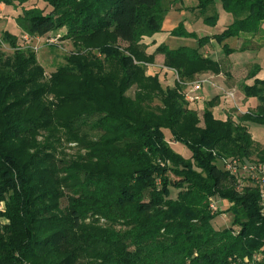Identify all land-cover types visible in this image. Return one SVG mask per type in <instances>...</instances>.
<instances>
[{"label": "trees", "instance_id": "1", "mask_svg": "<svg viewBox=\"0 0 264 264\" xmlns=\"http://www.w3.org/2000/svg\"><path fill=\"white\" fill-rule=\"evenodd\" d=\"M39 1L45 8L25 6L17 17L21 30L47 37L67 26L79 47L49 80L32 51L7 56L0 49V196L8 222L0 264H264V185L225 169L235 159L264 162V150L248 124L218 120L208 106L198 127L200 117L177 84L164 88L160 74L147 72L163 55V66L184 84L196 72L220 74V63L185 46L148 52L145 39L159 31L168 10L162 0ZM220 1L235 19L212 38L229 53V38L258 33L264 0ZM102 33L127 43L128 53L102 43ZM247 49L243 43L239 50ZM255 81L243 90L257 99L258 114L241 119L264 124V80ZM79 129L85 153L77 169L96 179V202L70 192L66 170L56 167V154L63 158L65 141ZM40 131L45 144L32 138ZM170 141L184 145L189 159L174 155ZM257 149L258 161H251ZM42 190L49 200L66 197L64 216L48 217L35 200ZM211 197L229 202L228 227L213 226L219 213L211 211ZM92 204L99 214L89 230L84 222Z\"/></svg>", "mask_w": 264, "mask_h": 264}, {"label": "rangeland", "instance_id": "2", "mask_svg": "<svg viewBox=\"0 0 264 264\" xmlns=\"http://www.w3.org/2000/svg\"><path fill=\"white\" fill-rule=\"evenodd\" d=\"M25 6L45 8V3L39 0H30L21 5L15 0H0V49L7 56H12L16 51H32L36 55L40 66L45 70L44 78L49 80L53 72L67 64V59L76 53L79 45L75 43V39L69 37L70 33L67 26L58 29L47 37H35L24 33L17 24V17L23 13ZM162 6L168 10L164 12L159 31L145 39V44H149L148 52L152 53L159 45H166L169 49H178L183 46L190 47L197 50L202 56L219 62L222 67L220 73L222 76L215 77L214 75L217 74L207 71L196 72L193 75L192 82L188 81L189 83L183 84L179 75L176 76L172 70L161 66L164 65L160 61L164 62L163 55H157L155 63L148 65L147 70L151 66L153 72L160 74L161 81L164 80L162 81L164 88L173 87L177 84L180 91L179 95L183 98L190 94L193 83L203 82L201 90L195 94L200 97V100L188 103L190 108L197 111L198 118L200 117L198 127L203 128L204 126L203 111L208 106L218 120L232 119L240 125L248 123L250 133L256 141L263 144L262 146L259 145L264 150V124L253 119L246 121L241 119L249 113L254 116L258 114L255 108L257 99L244 96L243 86L255 84V78L264 80V22L261 23L256 34L254 32H242L239 37L229 38L226 43L234 51L226 53L225 48H223L224 43L212 41V36L223 33L224 29L233 23L235 17L223 9L220 0H215L206 8L199 6V0H162ZM179 26H183L185 31L181 30V33H176L175 30ZM103 34L101 35L102 43H112L118 53H128L126 50L127 43ZM152 40L155 43H152ZM243 43L248 49L240 51L239 49ZM170 79H172V82H167ZM230 94H233V96ZM235 108L237 114L234 112ZM22 120L23 116L18 122H22ZM185 128L183 126V129ZM80 131L79 129L75 132L76 137L73 136L67 142L65 141V155L63 158L56 154V167L58 170H66L61 175L65 178L69 177V180L72 181L69 184V186H73L72 190H69L70 192L83 195L87 199L90 197L89 201L96 202L97 188L94 185L96 179L91 178V176L86 177L83 171L77 169V165L82 164L79 157L85 153V150L81 148L76 140L81 137ZM42 136H44V133L40 131L36 137L34 135L32 138L45 144L46 142L43 141ZM170 147L174 155H181L185 159H189L191 156L190 151L184 145L175 141L171 142ZM258 149L255 151V156L250 159L251 161H258L257 154H261ZM28 153L30 155L34 154V150L29 149ZM160 164L169 166L172 165V162L161 160ZM82 169H86V166ZM98 169L92 167L89 170L96 171ZM194 170L198 174H203L201 169L195 166ZM71 176L75 177L71 178ZM77 179L80 183H77ZM246 183L247 180H244L241 188ZM35 196H37L35 200L39 204L50 210L48 217L54 214L64 216V208L67 205L66 197L59 200H49L48 197H45L44 190L39 191ZM209 203L211 211L219 213L213 221V226L216 229L228 227L231 220V215L226 212L230 208L229 202L220 197H211ZM212 203L217 206V211L211 208ZM96 207V205H90V213L87 214L88 218L84 222L89 230L93 226L91 225L93 224L92 220L97 218L93 213L99 214ZM105 222L104 219L100 221L102 224ZM3 228V226L0 227V236L3 233ZM256 257L261 258V254L257 253ZM24 263L30 264V261Z\"/></svg>", "mask_w": 264, "mask_h": 264}, {"label": "built area", "instance_id": "3", "mask_svg": "<svg viewBox=\"0 0 264 264\" xmlns=\"http://www.w3.org/2000/svg\"><path fill=\"white\" fill-rule=\"evenodd\" d=\"M203 82H195L191 85L190 94L186 96V99L190 102L199 101L200 97L195 95L202 88ZM233 96V94H230ZM225 169L229 171L231 174L235 175L242 179H248L250 182L255 185H264V162H257L254 164H244L239 160H233L231 162H225ZM7 208V200L4 197L0 196V227L6 223V218L4 217V213ZM211 208L214 211H217V206L215 204H211Z\"/></svg>", "mask_w": 264, "mask_h": 264}, {"label": "crops", "instance_id": "4", "mask_svg": "<svg viewBox=\"0 0 264 264\" xmlns=\"http://www.w3.org/2000/svg\"><path fill=\"white\" fill-rule=\"evenodd\" d=\"M212 41H215L214 39L212 40ZM161 59V58H160ZM155 61H156V58H155ZM161 61V64L163 63V61L162 60H160ZM161 66H163V64L161 65ZM147 72H148V74H151V75H153V74H156L155 72H153L152 71V68H151V66H149V69L147 70ZM215 77L216 76H218V77H221L222 76V74H220V75H214ZM161 77V76H160ZM162 81H164V80H162ZM167 82H172V79H170V80H167ZM163 83V82H162ZM245 96V95H244ZM246 99V98H245ZM257 105H258V101H257ZM257 105H256V107H257ZM255 107V108H256ZM236 108L234 109V112L236 113ZM237 114V113H236ZM248 124V123H247ZM251 134V133H250ZM251 136H252V134H251ZM252 139L256 142V143H259L261 146L263 145V144H261L260 142H258V141H256L254 138H253V136H252ZM264 147V146H263ZM229 206H230V204H229Z\"/></svg>", "mask_w": 264, "mask_h": 264}]
</instances>
